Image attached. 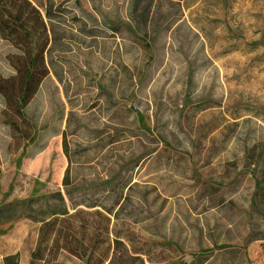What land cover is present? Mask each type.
<instances>
[{
    "label": "rangeland",
    "instance_id": "rangeland-1",
    "mask_svg": "<svg viewBox=\"0 0 264 264\" xmlns=\"http://www.w3.org/2000/svg\"><path fill=\"white\" fill-rule=\"evenodd\" d=\"M49 1L81 21L19 129L0 99V227L113 208L143 264H264V0Z\"/></svg>",
    "mask_w": 264,
    "mask_h": 264
},
{
    "label": "trees",
    "instance_id": "trees-1",
    "mask_svg": "<svg viewBox=\"0 0 264 264\" xmlns=\"http://www.w3.org/2000/svg\"><path fill=\"white\" fill-rule=\"evenodd\" d=\"M71 12L68 7L52 1L40 5L36 0H0V37L16 50L10 57L12 72L0 75V99L4 110L15 118L9 124L17 129L18 121H27V107L42 84L56 70L54 51L64 36L57 25L69 16L74 23L81 21ZM65 184H69L68 178H65ZM105 210L51 211L47 219L37 221L40 227L32 257L42 264H52L66 252L87 264H136V260L143 264V257L134 256L119 235L112 237L111 216L117 217L118 212L114 213L113 208ZM17 258L16 255L9 256L5 261L18 264Z\"/></svg>",
    "mask_w": 264,
    "mask_h": 264
},
{
    "label": "crops",
    "instance_id": "crops-1",
    "mask_svg": "<svg viewBox=\"0 0 264 264\" xmlns=\"http://www.w3.org/2000/svg\"><path fill=\"white\" fill-rule=\"evenodd\" d=\"M37 231L34 242L29 248H25L24 243L28 234V223L1 226L0 264H7L5 258L15 255L18 256V264H37V259L32 257V253L37 246L39 227Z\"/></svg>",
    "mask_w": 264,
    "mask_h": 264
}]
</instances>
